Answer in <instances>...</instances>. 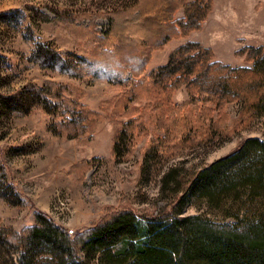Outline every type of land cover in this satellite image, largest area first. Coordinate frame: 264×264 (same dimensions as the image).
Masks as SVG:
<instances>
[{
	"label": "rangeland",
	"instance_id": "obj_1",
	"mask_svg": "<svg viewBox=\"0 0 264 264\" xmlns=\"http://www.w3.org/2000/svg\"><path fill=\"white\" fill-rule=\"evenodd\" d=\"M136 1L0 0V94L31 83L55 81L69 86V98L75 97L98 113L89 130L71 134L53 129V113L41 103L15 112L11 108L14 99H0V168L5 170L0 180V226L23 231L36 222L34 212L39 209L75 236L114 208L125 206L138 215L156 214L170 207L198 168L227 153L245 136L264 139L262 113L229 137L213 134L205 143H196L197 139L172 141L165 138L164 123L160 121L164 119L161 111L170 108L164 98H133L127 106L131 109L134 104L141 113L132 117L134 134L128 147L113 154L115 130L126 118L122 102L116 106L113 97L128 89L129 84L85 70V74L62 72L52 62H41L38 50L45 45L71 66H79V57L85 56L98 40L113 48L119 31L112 27L110 15L121 8L134 10ZM183 14V8L178 7L174 17ZM187 41L209 47L213 59L252 66L245 52L250 46L264 50V0H209L201 28L163 38L149 48L145 72L166 63L171 50ZM127 50L114 49V53L126 55ZM128 76L130 71L124 78ZM188 96L181 83L172 89L170 101L181 103ZM239 108V103L229 102L225 110L235 118ZM183 131L189 133V127ZM149 142H153V150L147 148ZM184 208L185 214H216L204 198L195 196ZM27 247L13 249L0 240V264H21V258L30 254L36 264H51L59 256L57 250L51 253L43 247ZM83 255L81 251L76 254ZM94 262L88 260V264Z\"/></svg>",
	"mask_w": 264,
	"mask_h": 264
},
{
	"label": "trees",
	"instance_id": "obj_2",
	"mask_svg": "<svg viewBox=\"0 0 264 264\" xmlns=\"http://www.w3.org/2000/svg\"><path fill=\"white\" fill-rule=\"evenodd\" d=\"M201 1L137 0L134 10H115L110 16L112 27L119 31L117 42L111 48L99 38L85 56L79 57V66H71L45 45L38 50L41 62H52L62 72L87 71L129 84L128 89L113 97L116 106L122 102V115H126L115 130L113 154L128 147L136 126L132 117L141 114L136 105L131 109L127 106L129 99L164 98L170 111L164 108V119L160 121L164 123L165 138L172 141L197 139L196 143H205L213 134L229 137L264 113L261 46L246 48L245 58L252 66H235L213 59L209 47L187 41L171 50L166 63L145 72L150 47L171 35L201 28L209 0L205 5ZM178 7L184 11L180 18L174 17ZM122 48L128 49L126 55L114 53V49ZM127 71L131 76L124 78ZM181 83L189 96L173 103L170 93ZM69 89L55 81L31 83L0 94V99H14L11 108L15 112L41 103L53 113L54 130L80 134L92 127L98 113L75 97L69 98ZM229 102L240 104L235 118L225 110ZM187 126L189 133L184 134ZM152 145L147 143V148L153 150ZM4 171L1 167L0 180ZM10 188L19 196L12 184ZM194 196L204 198L208 208L215 210V217L207 211L185 214L184 207ZM34 213L36 222L23 231L0 226V240L17 250L39 246L51 253L59 251L51 264H88L91 258L96 264H264V139L245 136L227 153L198 168L170 207L156 214L138 215L125 206L114 208L74 236L48 213L39 209ZM80 251L85 256H76ZM20 262L36 264L32 254Z\"/></svg>",
	"mask_w": 264,
	"mask_h": 264
}]
</instances>
